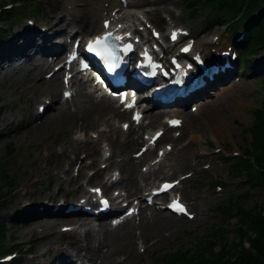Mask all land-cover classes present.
<instances>
[{"label": "bare ground", "instance_id": "6f19581e", "mask_svg": "<svg viewBox=\"0 0 264 264\" xmlns=\"http://www.w3.org/2000/svg\"><path fill=\"white\" fill-rule=\"evenodd\" d=\"M26 1L31 2L30 0ZM44 1L47 10L42 20H34L32 26L25 25L20 21L17 30L10 33L9 41L3 44L0 51V79L11 87L14 78H20L22 86L15 88L18 95L31 88H39L44 91L60 88V72L55 73L49 81L44 80L42 76L46 69L54 65L55 58L66 51L70 38L69 28L75 26L80 34L90 35L98 28L99 20L105 18V16L101 17L98 9L91 8L88 0H74L72 3L66 4L63 0ZM107 17L112 16L110 14ZM145 17L146 15H143V18ZM153 24L155 25V22ZM99 29H101V25ZM263 61L264 56L261 55L254 62L255 75H259ZM234 78L233 74L213 90L220 91L217 103L196 104V112L198 109H210V113L204 117L207 122L206 126L210 129L222 119L221 114L225 106L230 109L231 113L234 108L241 106L239 103L241 98L233 91L234 85H231L230 89L223 88L227 87ZM85 87L84 83L77 85L72 104L59 100L57 96L50 97L52 103L42 117L32 114L28 116L18 112L12 117L2 115L5 103L0 97V146L17 142L25 143L26 140L22 137L21 131L24 126H29L28 130L33 131L32 139L27 140V144H30L35 142L34 138L46 132V136L57 133L59 128L69 127L70 131L86 132L89 129H95L99 124H106L109 130L99 132L98 136L107 141L114 153L109 159L103 158V161L109 164L105 170L96 169V175L108 171L114 164L123 175V178L119 179L115 185L130 192H139L148 185L151 179L155 180L160 175L164 176L161 168L148 171L146 174L139 173V164L146 159L147 155L135 159L130 154V150L140 141V136H134V134H138V131L130 128L123 138L122 134L114 127L115 121L126 118L127 113L121 111L111 100L95 101V96L91 91L84 92ZM207 96L202 95L196 102H201ZM161 112V110H149L147 113L150 119L148 125L158 119ZM187 118L191 128L200 127L203 124V117H196L191 112L187 114ZM145 127L147 125L142 122L140 129ZM45 137L40 136L37 140H44ZM192 146L193 141H189L180 150L187 153ZM68 147L76 148V141L70 142L69 146L62 149L61 154H65ZM44 151V155H41V151H39L37 157L34 158L37 159L34 170L28 172L24 179L18 183L14 193L16 200L14 204L12 202L10 208L7 207L9 210L4 217L10 228H12V224H16L13 229L23 234L19 236L20 240L28 244L26 251L31 253V257H28L25 264H77L79 261L90 260V258L103 264H112L116 255L128 256L135 252L137 239L140 238L143 242L147 241L148 227L155 223L156 216L150 208L143 211L142 221L137 225H134L132 221H126L113 228L107 225L104 217L91 221L85 217L67 218L62 207L78 202L79 198L74 194L82 192V187L78 179L69 176L68 168L63 171L64 178L61 179L55 172L52 159L55 154L53 148L46 144ZM116 151L119 152V155L116 154ZM95 155L97 156V154ZM116 158L119 159L116 160ZM196 158L198 160L199 156ZM97 163L98 160H95L93 166L95 167ZM176 164L178 167L187 165L184 156H181ZM80 169L83 172L86 166L82 165ZM43 176L50 178V183L46 185L48 191L36 193V188L43 185ZM106 183L107 180H104L103 185L106 186ZM6 194L8 193L6 192ZM24 201L28 202L23 203ZM44 204L58 205L60 209L53 211L45 207ZM39 206L41 208H36ZM147 210L150 211L149 214H147ZM60 221L78 224L70 232V235L74 236V240L55 243L54 239L57 233L47 234L46 229L55 228ZM170 223L175 225L177 221L172 220Z\"/></svg>", "mask_w": 264, "mask_h": 264}, {"label": "rangeland", "instance_id": "374dc122", "mask_svg": "<svg viewBox=\"0 0 264 264\" xmlns=\"http://www.w3.org/2000/svg\"><path fill=\"white\" fill-rule=\"evenodd\" d=\"M8 1L14 0H0V4L2 5V2ZM23 1H25L24 11L33 14L34 11L30 8L32 6H37L35 0H30L31 2L26 0ZM104 2L105 1L103 0H93L90 1L89 4L92 8H94L95 5L101 12L104 9ZM144 2L154 4L152 8L144 9V11H149L148 17L152 18L153 20H159V23L161 15L167 12L166 9L176 10L178 13L181 12L180 18L184 19V23L190 15L185 10L184 0H144ZM44 3L45 1L42 2L41 6H38L40 12L38 13L39 18H41L44 12L47 10L46 5ZM162 5H165L166 9L161 8ZM89 9L91 10L90 7ZM20 16H22V14H19V17ZM198 17L199 18L196 20L190 17L189 23H187V25H189L193 31H197L202 26L207 25L208 21H212L214 15L210 10L204 9L200 12ZM13 25L15 26L11 29V32L16 30L17 24L13 22ZM228 37H230L229 34ZM258 57L259 55L249 56L247 57L248 59L246 58V60H249L250 64L252 63V65H254V62L257 60ZM252 70L253 69H251L248 75H251ZM18 81L20 82L17 83ZM17 86H22V80H20V78L15 77L14 83L11 85V87H9V84L2 82V80L0 79V97L3 98V103H5V108L2 111L4 114L2 115L12 117L17 112L35 114V104L39 102L38 99L42 94L44 95L51 93L53 95H56V92L52 90L44 91L39 88H31L27 92L18 95L15 90ZM238 90L239 92L237 93V96L241 98V100H239L241 106L239 108H234L232 110V113L230 112V109L226 107L223 113L221 114L222 119L218 123L214 124L215 126H213L211 129L206 126L207 122L204 119V117L207 116V114L210 112H208L203 117V124L200 127L191 128L188 124V121H186L182 129L183 136L180 138V140L186 138L189 140L192 139L194 141L191 150L188 152L190 154L199 152L210 154V152L213 150L214 145H218L221 148H224L223 153L217 155L214 158V166L208 168L206 172H203L201 170V167H210L212 160L206 159L204 162L201 163V167H194L193 164L191 165V162L189 161L187 156L186 160L188 161V164L184 167L177 168V171H175V176L184 175L190 172L194 173V175L184 183V187L181 191V194L185 197L188 202L192 201L193 199L196 200L194 206L197 207L200 217L197 218L196 216V218L191 222L185 221L183 219L177 220L178 224L170 225L168 221H171L173 218L168 216L167 214L160 213L163 214L165 218L163 216H159L158 219L155 220L154 225L151 227V229L148 230L149 234L146 235L147 241L144 242L146 247H148L147 243L151 240L155 241V244L150 246V248L140 254V248H138V244L141 245V248H144V244L141 240H138L137 251L135 249V252L128 256L126 260H123L121 258V256L126 255L119 254L115 257L114 264H154L156 259H161L162 256H166L174 252L183 253L198 251L197 248L199 247V242L201 240L207 239L208 235L217 225H222L227 230L229 242L235 241L236 233L234 229L236 226L235 221L237 218H233L231 220H228L227 222L221 223L222 216L220 215L217 206L221 203H226L227 201H229V199L237 200L238 196L243 191L248 189V183L245 181L244 172L241 173L240 178L232 176L231 168L229 166L231 160L225 158H227V153L230 154L233 152L244 151V146L250 140V135L247 132L246 128L253 121V111L257 107H259L261 102L264 100V71L262 70L259 73L258 77L254 79H251L249 81L248 79H246V82H244L243 85L238 88ZM211 98L214 99V97ZM170 113L171 112L167 114ZM126 120H128V117L126 118ZM121 122H123V119H120L118 121V128H121ZM98 126V128L90 130L97 131L103 130L105 128V124H99ZM118 128L117 130L120 131ZM155 128L156 127L153 125L145 129L154 130ZM32 134L33 131L24 132L22 134V137L27 141L28 139H32ZM46 134L47 132L40 136L45 137ZM39 137L34 138L33 140L35 142H32L30 144L19 142L10 144L13 146V153L10 155H6L8 145L0 146V168L3 169L10 178L13 179L14 184L18 185V183H20L24 179V175L34 169L35 163L33 161V158L37 157L39 153L38 146L36 145L39 144V147L44 146L45 144L53 145L55 152L59 154L60 148L65 144V142L67 145L71 139L77 140V138H80L81 140L82 133H80L79 131H70L69 127H64L59 128L57 133H52L51 135L46 136L44 140L38 141L37 139ZM216 140L219 141V143ZM182 142L173 143L175 150L166 159L167 163H171L174 161L175 164L176 159L182 156L181 153L177 152V150L181 147ZM103 143L106 142L103 140L98 141L96 145L82 143L79 145L78 149L73 150L75 153L73 155L81 156L86 153L92 159V157H94L95 155L94 152H96L100 156L101 145ZM136 148L137 146L133 147L130 150V154H133ZM42 153H44V150H42ZM116 154L119 155V152L116 151ZM73 155L71 154L69 155V157H73ZM221 159H223V161H217ZM54 160L56 162L63 163L64 157H61V155H57ZM85 162L88 163L87 161ZM17 166H19V168ZM86 171L89 172V170ZM165 173L166 176H169L172 172L166 171ZM47 181H49V179H47ZM0 182L2 184L3 179H0ZM214 182H222L223 185L226 182H230V185H227L226 189L224 188V191L222 192L223 196L221 198H218L216 200H211L210 197L203 198L206 194L210 193V190L212 189L211 184H213ZM43 189V185L38 186V190ZM241 204L244 208L248 209H250L254 205H259L264 208V189L257 188L252 190L249 193L248 198L241 200ZM8 208H10L9 205ZM5 209L2 210V216L6 215ZM15 225L16 224H12V228H10V225H8L6 221L4 229L6 238L14 237L19 239V236L23 235L19 233V231H15L13 229ZM57 230L59 229L57 228ZM153 230L155 231L153 232ZM54 241L56 242V240ZM27 246L28 245H25V247ZM217 250L218 248L216 247L215 251ZM20 264H25V261H22V263Z\"/></svg>", "mask_w": 264, "mask_h": 264}, {"label": "trees", "instance_id": "16d2710c", "mask_svg": "<svg viewBox=\"0 0 264 264\" xmlns=\"http://www.w3.org/2000/svg\"><path fill=\"white\" fill-rule=\"evenodd\" d=\"M224 1V5H220ZM247 1V9H252L254 3L251 0H215L218 6L227 7L229 12L237 14ZM218 9L217 7H214ZM246 9V10H247ZM264 44V16L262 17L258 28L251 36L250 46L247 49V55H256ZM247 60H246V62ZM254 120L249 127L251 142L257 150L255 162L257 169H254L249 161L239 160L237 167L255 173L252 185L260 186L264 189V100L260 106L253 111ZM240 198L237 201H230L227 205L219 206L223 217L237 218L235 241L228 240V233L224 227L216 226L210 238L202 241L198 251L188 252L177 256L170 254L166 256V264H264V208L254 205L250 209L244 208ZM233 212V214H232ZM235 214V215H234ZM237 214V215H236ZM4 231V225L0 226V234ZM247 246V247H246ZM218 248L215 251V248ZM155 264H165L159 259Z\"/></svg>", "mask_w": 264, "mask_h": 264}, {"label": "snow or ice", "instance_id": "6c2138e0", "mask_svg": "<svg viewBox=\"0 0 264 264\" xmlns=\"http://www.w3.org/2000/svg\"><path fill=\"white\" fill-rule=\"evenodd\" d=\"M107 22L105 24V27H107ZM111 38V34H107L105 36L102 37H97L94 41H90L88 46H87V51H89L90 53H94L96 56L100 57L108 66L110 69H113L117 66L116 64V52L111 48V46L109 45L108 41ZM172 39L175 40L176 39V34L174 33L172 36ZM131 48V46H127L126 48H124V51H129ZM188 49H184V51H187ZM65 95H69L68 93H65ZM128 107H131V105H128ZM135 119H139V116L137 115V117H135ZM171 123L173 124H178V121H172ZM125 127H127V125H125ZM159 135V134H158ZM173 187V185L171 184H164L161 189L160 192H167L169 191L171 188ZM170 208H172L174 211L178 212V213H184V214H188L187 210L185 208V206L181 203H179V201H173L172 204L169 205Z\"/></svg>", "mask_w": 264, "mask_h": 264}]
</instances>
